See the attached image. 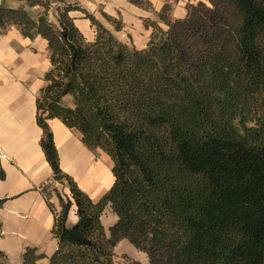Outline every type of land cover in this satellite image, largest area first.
<instances>
[{
    "label": "trees",
    "instance_id": "1",
    "mask_svg": "<svg viewBox=\"0 0 264 264\" xmlns=\"http://www.w3.org/2000/svg\"><path fill=\"white\" fill-rule=\"evenodd\" d=\"M208 1L213 8L187 5L177 20L165 4L158 15L165 28L143 21L152 33L142 50L118 41L78 3H0V34L15 27L41 38L50 65L35 120L52 172L42 192L56 249L46 257L27 248L22 264H115L122 240L149 264H264V0ZM72 12L88 20L91 40ZM54 119L111 160L113 183L98 199L62 172ZM106 208L116 218L108 233ZM72 209L76 222L68 226ZM0 264H8L2 252Z\"/></svg>",
    "mask_w": 264,
    "mask_h": 264
},
{
    "label": "crops",
    "instance_id": "2",
    "mask_svg": "<svg viewBox=\"0 0 264 264\" xmlns=\"http://www.w3.org/2000/svg\"><path fill=\"white\" fill-rule=\"evenodd\" d=\"M64 1L78 3L121 43L133 45L137 50L146 47L151 31L144 28L143 20L156 19L128 0ZM148 1L155 11L171 2ZM0 3L11 9L25 5L24 0H0ZM184 4L173 8L174 18L185 16ZM38 11V8L29 10L31 14ZM69 15L81 34L91 40L93 31L88 20L79 12ZM102 15L120 20L122 28L115 31ZM49 66L47 45L41 38H25L15 27L0 34V165L5 174L0 180V199L5 200L0 209V252L8 264H22V254L27 248L46 257L56 249V240L51 234L53 214L42 192L51 183L52 172L39 146L41 130L35 120V100L44 86L43 77ZM49 127L62 172L90 199H98L113 183L110 162L99 156L101 152L87 150L80 135L64 127L59 120L49 121ZM58 191L60 193V189ZM63 193L68 195L65 188ZM49 202L55 211L59 210L58 198L53 193ZM75 222L72 209L67 225ZM38 264H47V260H40Z\"/></svg>",
    "mask_w": 264,
    "mask_h": 264
},
{
    "label": "rangeland",
    "instance_id": "3",
    "mask_svg": "<svg viewBox=\"0 0 264 264\" xmlns=\"http://www.w3.org/2000/svg\"><path fill=\"white\" fill-rule=\"evenodd\" d=\"M136 3H138L142 8H140L141 10H143L144 12L150 14V18H154L156 20H151L149 18L145 19L146 21L148 22H155L157 24H159V26H162L163 28H165L163 26L162 23H160L159 19H158V15L160 14L162 8L159 10V11H155L154 8H152L150 2L148 0H135ZM171 2L170 3H166L168 5H170L171 7V18L173 20H177L176 18H174L173 14H172V11L173 8H175L177 5L181 4V6L184 4V9L186 10V6L187 5H192V6H197V5H204L206 8H213V5L211 3H209L208 0H178L176 2H174L173 0H170ZM187 1V2H186ZM148 4L150 5L149 8L148 7ZM55 5L52 6V8H54ZM164 6V5H163ZM31 13V12H30ZM187 13V12H186ZM32 15H34V13H32ZM173 15V16H172ZM186 16V14H185ZM184 16V17H185ZM183 17V18H184ZM114 20H117V19H114ZM144 21V20H143ZM121 22V21H120ZM146 30H150L151 33H152V30L151 29H146ZM93 31V30H92ZM151 33H150V36H151ZM150 36H149V39H150ZM91 37V34L90 36ZM119 41V40H118ZM149 41V40H148ZM148 43V42H147ZM130 47H133L134 49H136L133 45H131ZM137 50V49H136ZM101 152V151H99ZM101 156V158H103V160L107 161L108 163L110 162V164L112 165V162L111 160L108 158L107 155H105L104 153H99ZM56 188V190L60 189V193L58 191L59 194H63V196L65 195L63 193V188H65L67 190L66 187H62L61 185L58 186V184H55L54 186ZM68 191V190H67ZM66 196V195H65ZM64 196V197H65ZM115 216L112 214V212L110 211L109 208H106L102 217H101V221H102V224L105 228V230L107 231L108 233V228L111 227L114 223H115ZM129 261H135V262H138L140 264H149L148 263V260H147V257L146 255L143 253V252H140L138 250H136L135 248H133L127 241L125 240H122L120 241L115 249H114V263L115 264H127Z\"/></svg>",
    "mask_w": 264,
    "mask_h": 264
},
{
    "label": "built area",
    "instance_id": "4",
    "mask_svg": "<svg viewBox=\"0 0 264 264\" xmlns=\"http://www.w3.org/2000/svg\"><path fill=\"white\" fill-rule=\"evenodd\" d=\"M62 198H64V197H62Z\"/></svg>",
    "mask_w": 264,
    "mask_h": 264
}]
</instances>
